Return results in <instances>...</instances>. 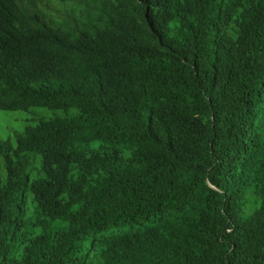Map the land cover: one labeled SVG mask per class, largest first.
Returning <instances> with one entry per match:
<instances>
[{"label": "trees", "instance_id": "obj_1", "mask_svg": "<svg viewBox=\"0 0 264 264\" xmlns=\"http://www.w3.org/2000/svg\"><path fill=\"white\" fill-rule=\"evenodd\" d=\"M41 106L0 264H264V0H0V109Z\"/></svg>", "mask_w": 264, "mask_h": 264}, {"label": "rangeland", "instance_id": "obj_2", "mask_svg": "<svg viewBox=\"0 0 264 264\" xmlns=\"http://www.w3.org/2000/svg\"><path fill=\"white\" fill-rule=\"evenodd\" d=\"M75 110L71 109L68 112L55 110L48 107H33L28 110H3L0 109V139H11L14 143V134L21 131L25 126L32 125L40 116L50 117L55 114L64 115L72 114ZM38 157V155H37ZM39 157L30 165L32 174L36 172L34 166L38 165Z\"/></svg>", "mask_w": 264, "mask_h": 264}]
</instances>
